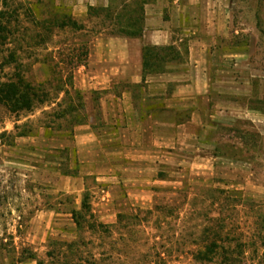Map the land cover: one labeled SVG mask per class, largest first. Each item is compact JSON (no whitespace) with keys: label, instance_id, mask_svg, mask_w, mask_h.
I'll use <instances>...</instances> for the list:
<instances>
[{"label":"rangeland","instance_id":"374dc122","mask_svg":"<svg viewBox=\"0 0 264 264\" xmlns=\"http://www.w3.org/2000/svg\"><path fill=\"white\" fill-rule=\"evenodd\" d=\"M232 1L234 27L264 36V0ZM77 2L0 0V84L22 76L37 93L30 112L0 105V264H264V155L254 134L253 168L171 170L148 206L126 202L102 152L79 151L73 135L94 105L102 146V91L80 98L74 73L94 39L119 27L101 5L78 17ZM136 8L128 18L144 19Z\"/></svg>","mask_w":264,"mask_h":264},{"label":"crops","instance_id":"0c3cea01","mask_svg":"<svg viewBox=\"0 0 264 264\" xmlns=\"http://www.w3.org/2000/svg\"><path fill=\"white\" fill-rule=\"evenodd\" d=\"M93 1L78 0L74 12L112 3ZM141 2L143 35L102 31L74 73L75 90L102 91V146L95 105L86 107L88 122L73 137L86 156L102 152V169L114 171L109 181L126 202L148 206L154 187L170 182L164 173L251 169L259 160L251 159L253 134L264 155V36L257 27L246 35L234 27L232 0ZM243 37L246 44H234ZM145 48L172 50L146 73ZM229 144L243 157L225 155L221 147Z\"/></svg>","mask_w":264,"mask_h":264},{"label":"trees","instance_id":"16d2710c","mask_svg":"<svg viewBox=\"0 0 264 264\" xmlns=\"http://www.w3.org/2000/svg\"><path fill=\"white\" fill-rule=\"evenodd\" d=\"M141 0H133L131 3L128 0L112 3L107 8H102V12L106 13L107 17L115 18L116 26L119 27L114 33L127 37H141L144 32L143 16L138 18H128L127 12L131 9V5L137 7L131 10L136 13V10H141L144 14L143 3ZM130 12V11H129ZM114 16V17H113ZM126 18V23L122 24V18ZM138 28H135L137 27ZM172 48H145L144 49V70L146 73L158 65L167 57V54ZM162 54L164 56H162ZM35 88L22 77L19 76L17 81L9 80V82L0 84V105H4L13 113L24 111H32L37 93ZM77 95L81 98L82 93L77 91Z\"/></svg>","mask_w":264,"mask_h":264}]
</instances>
